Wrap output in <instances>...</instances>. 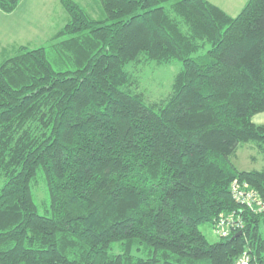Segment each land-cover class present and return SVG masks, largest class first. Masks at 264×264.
I'll list each match as a JSON object with an SVG mask.
<instances>
[{
    "label": "trees",
    "instance_id": "trees-1",
    "mask_svg": "<svg viewBox=\"0 0 264 264\" xmlns=\"http://www.w3.org/2000/svg\"><path fill=\"white\" fill-rule=\"evenodd\" d=\"M98 1L95 18L62 0L69 19L51 41L14 47L0 64V264L261 256L264 216L245 212V235L216 242L200 228L240 209L235 180L264 198V171L232 161L241 144L264 150V125L252 121L264 112V0L235 17L209 0ZM175 60L172 92L148 100L135 65Z\"/></svg>",
    "mask_w": 264,
    "mask_h": 264
},
{
    "label": "rangeland",
    "instance_id": "rangeland-1",
    "mask_svg": "<svg viewBox=\"0 0 264 264\" xmlns=\"http://www.w3.org/2000/svg\"><path fill=\"white\" fill-rule=\"evenodd\" d=\"M74 1L87 9L95 18L103 15L102 5L98 0ZM212 1L232 17L237 16L248 2V0ZM1 13L3 15L0 16V37L7 45L5 47L9 48L4 59L13 53L14 47L21 45L29 48L46 46L52 37L66 25V18L69 19L60 0H20L18 8L13 13ZM206 50H202L199 55H203ZM2 61L3 58L0 56V64ZM182 67V62L176 60L167 64L145 61L135 65L134 69L140 80L141 92L147 95L148 100L155 102L172 92L175 76ZM131 68L132 66H130ZM232 161L241 171H264V150L260 149L256 143L241 144ZM33 190L40 212L47 214V188L45 181L40 176L34 183ZM200 229L210 242L220 239L212 224L203 225Z\"/></svg>",
    "mask_w": 264,
    "mask_h": 264
},
{
    "label": "built area",
    "instance_id": "built-area-1",
    "mask_svg": "<svg viewBox=\"0 0 264 264\" xmlns=\"http://www.w3.org/2000/svg\"><path fill=\"white\" fill-rule=\"evenodd\" d=\"M230 191L240 209L222 213L216 220L214 231L220 238H226L238 232L245 235L247 225L245 212L254 216H264V198L249 182L235 180L231 184ZM236 264H264V252L261 256H257L247 247Z\"/></svg>",
    "mask_w": 264,
    "mask_h": 264
},
{
    "label": "crops",
    "instance_id": "crops-1",
    "mask_svg": "<svg viewBox=\"0 0 264 264\" xmlns=\"http://www.w3.org/2000/svg\"><path fill=\"white\" fill-rule=\"evenodd\" d=\"M58 1V0H57ZM61 2H62V0H60ZM210 2H212V3H214L212 0H209ZM1 11V10H0ZM1 12H3V11H1ZM0 12V13H1ZM14 12V11H13ZM12 12V13H13ZM3 13H5V12H3ZM7 14H11V13H7ZM3 14L1 13L0 14V16H2ZM0 56L3 58V60H4V56H5V54H6V52H8V50H9V48H7V47H5V46H7L4 42H3V38L2 37H0ZM21 46H24V45H21ZM252 121H253V123H255L256 125H264V112H261V113H258V114H256V115H254L253 117H252Z\"/></svg>",
    "mask_w": 264,
    "mask_h": 264
},
{
    "label": "water",
    "instance_id": "water-1",
    "mask_svg": "<svg viewBox=\"0 0 264 264\" xmlns=\"http://www.w3.org/2000/svg\"><path fill=\"white\" fill-rule=\"evenodd\" d=\"M242 235V232H238L235 237H238V236H241Z\"/></svg>",
    "mask_w": 264,
    "mask_h": 264
},
{
    "label": "bare ground",
    "instance_id": "bare-ground-1",
    "mask_svg": "<svg viewBox=\"0 0 264 264\" xmlns=\"http://www.w3.org/2000/svg\"><path fill=\"white\" fill-rule=\"evenodd\" d=\"M216 222V221H215Z\"/></svg>",
    "mask_w": 264,
    "mask_h": 264
}]
</instances>
